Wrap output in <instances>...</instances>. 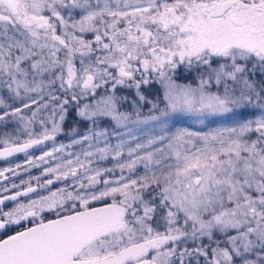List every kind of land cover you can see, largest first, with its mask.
<instances>
[{"label":"snow or ice","instance_id":"snow-or-ice-1","mask_svg":"<svg viewBox=\"0 0 264 264\" xmlns=\"http://www.w3.org/2000/svg\"><path fill=\"white\" fill-rule=\"evenodd\" d=\"M0 161V264H264V0H0Z\"/></svg>","mask_w":264,"mask_h":264},{"label":"flooded vegetation","instance_id":"flooded-vegetation-1","mask_svg":"<svg viewBox=\"0 0 264 264\" xmlns=\"http://www.w3.org/2000/svg\"><path fill=\"white\" fill-rule=\"evenodd\" d=\"M16 162H22L23 160V155H19L15 158ZM6 165V162L0 161V167H3ZM34 174H35V170H34Z\"/></svg>","mask_w":264,"mask_h":264},{"label":"rangeland","instance_id":"rangeland-1","mask_svg":"<svg viewBox=\"0 0 264 264\" xmlns=\"http://www.w3.org/2000/svg\"><path fill=\"white\" fill-rule=\"evenodd\" d=\"M186 123H192L191 121H186Z\"/></svg>","mask_w":264,"mask_h":264}]
</instances>
